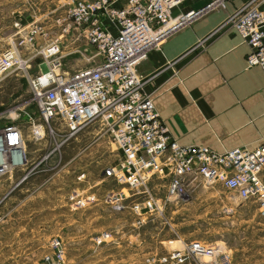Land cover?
<instances>
[{"label": "built area", "instance_id": "obj_1", "mask_svg": "<svg viewBox=\"0 0 264 264\" xmlns=\"http://www.w3.org/2000/svg\"><path fill=\"white\" fill-rule=\"evenodd\" d=\"M227 1L209 0L201 7L175 13L183 0H71L66 13L58 17L64 24L58 36L50 37L35 27L28 32L32 45L38 36L50 39L45 48L38 50L48 66L37 74L30 71L36 52L28 54L14 41L0 52V76L19 70L28 76L35 112L23 111L21 121L22 112L16 109L17 120L0 125V175L12 176L16 170L29 167L28 138L53 144L16 184L36 169L59 168L64 146L92 126L98 137L106 135L120 150V157L105 166L103 175L124 187L105 193L104 200L115 210L130 206L137 214L136 227L162 214L169 200L189 197L200 185L216 182L241 200H254L264 214V136L255 146L243 144L223 151L206 144L180 143L171 134L154 98L145 92V78L138 69L153 48L198 18L227 10ZM263 2L242 0L228 12L220 27L235 28L249 44L248 65L264 69ZM63 39L69 40V48ZM79 40L93 45V57H99L93 62L90 59L87 65L65 68V55L85 54ZM77 178L86 179V172ZM159 179H167L164 195L154 194V182ZM77 195L75 188L70 195L72 202L85 204L86 200L77 199ZM107 239H116L109 230L94 236L97 244ZM231 251L224 241L192 239L183 247L157 252L149 261L231 264ZM40 264H67L63 238L56 235L50 239Z\"/></svg>", "mask_w": 264, "mask_h": 264}, {"label": "rangeland", "instance_id": "obj_2", "mask_svg": "<svg viewBox=\"0 0 264 264\" xmlns=\"http://www.w3.org/2000/svg\"><path fill=\"white\" fill-rule=\"evenodd\" d=\"M68 7L67 0H0V52L16 41L28 54L36 52L31 73L45 70L48 66L46 58L38 50L50 41L47 35L56 37L60 34L64 24L58 17L66 13ZM33 27L48 33L38 36L35 45L30 44L27 36ZM24 36L27 39L20 44ZM63 40L69 48V40ZM78 44L83 48L84 56L78 53L65 55V68L87 65L90 59L93 62L99 57H93L96 51L93 45L85 44L84 40H79ZM32 96L28 76L20 70L0 76V125L17 120L14 119L17 110L22 112L21 121L25 111L35 112L30 103ZM94 129L92 126L86 128L78 138L64 146L63 165L59 168L36 169L18 185V179L53 144L49 140L28 138L29 167L16 170L12 176L0 175V264H40L50 239L56 235L67 244L69 264H129L114 261L113 254L124 253L123 248L111 246L118 243H96L94 236L104 230L111 231L122 244L130 235L137 238L139 255L160 244L161 239H166L171 247H183L185 241L201 239L226 242L232 248L231 264H264V214L254 200L239 199L220 182L202 184L189 197L169 200L162 214L154 215L140 228L132 223L135 213L130 206L124 211L115 210L105 201L80 210L78 214H66L71 211L59 204L64 202L66 191L78 186L74 181L77 175L84 171L91 180L102 179L101 170L118 159L116 145L106 135L98 137L92 131ZM98 186L100 193L105 194L124 187V184L104 177ZM154 186L155 195H164L167 179L156 180ZM124 190L127 192L126 188ZM56 203L58 207L54 208ZM19 223H25L27 229L20 231ZM169 239L174 241L169 243ZM143 246L148 248L142 249ZM144 257L140 256L134 264H147Z\"/></svg>", "mask_w": 264, "mask_h": 264}, {"label": "crops", "instance_id": "obj_3", "mask_svg": "<svg viewBox=\"0 0 264 264\" xmlns=\"http://www.w3.org/2000/svg\"><path fill=\"white\" fill-rule=\"evenodd\" d=\"M208 1L183 0L175 13L201 7ZM241 3L242 0H228L227 10L212 11L193 21L153 48L138 66L145 78V92L154 98L171 134L180 143L206 144L223 151L243 144L255 146L264 136V69L260 65H248L249 44L235 28L220 27L228 12ZM261 6L264 7V2ZM116 149L119 158L120 150L117 146ZM74 181L78 186L66 191L64 202L59 204L71 211L66 214H78L105 201L98 186L104 177ZM75 188L77 199H85V204L72 202L70 195ZM53 207H58V203ZM18 229L25 230L27 226L19 223ZM110 241L118 243L111 246L124 249V253L112 255L119 263L134 264L140 256H145V262L152 264L151 256L175 248L161 239L160 244L150 248L143 246L142 249L148 250L139 255V241L131 235L125 244L117 239H107L101 244Z\"/></svg>", "mask_w": 264, "mask_h": 264}]
</instances>
